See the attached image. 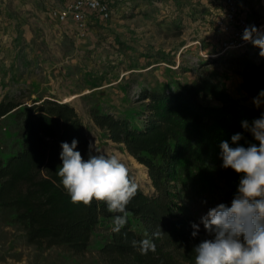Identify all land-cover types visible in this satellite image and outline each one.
I'll return each mask as SVG.
<instances>
[{
  "label": "rangeland",
  "instance_id": "obj_1",
  "mask_svg": "<svg viewBox=\"0 0 264 264\" xmlns=\"http://www.w3.org/2000/svg\"><path fill=\"white\" fill-rule=\"evenodd\" d=\"M71 1L0 0V103L36 106L45 99L68 103L77 112L89 144L123 162L143 194H159L148 166L124 142L114 140L108 128L98 124L96 114H111L127 120L132 128L145 129L152 121L148 92L170 93L200 76L223 83L241 103L257 108L254 98L241 89L242 69L236 60L247 54L259 61V48L223 49L216 26L223 0H107L113 11L110 19L91 15L83 35H78L74 24H62L50 12ZM236 1L252 26L263 21L259 0ZM177 26L181 35L174 34ZM204 101L220 104L213 98ZM25 120L24 116L11 119L8 128L22 137ZM7 129L0 119V151L9 149L2 140ZM133 158L144 165L148 178ZM3 180L0 177V183ZM172 184L178 197L171 218L192 230V223H197L198 233L212 238L200 217L214 206L186 196L180 183ZM9 214L0 205V264H129L104 250L111 241L114 216L105 218L89 244L79 249L67 242L31 241L27 229ZM130 222L139 223L129 216Z\"/></svg>",
  "mask_w": 264,
  "mask_h": 264
},
{
  "label": "trees",
  "instance_id": "obj_2",
  "mask_svg": "<svg viewBox=\"0 0 264 264\" xmlns=\"http://www.w3.org/2000/svg\"><path fill=\"white\" fill-rule=\"evenodd\" d=\"M255 21L254 26H258ZM175 35L182 34L177 26ZM260 52V49H259ZM241 66V89L247 97L255 98L264 90V57L255 61L247 54L236 60ZM152 121L145 129L132 128L127 120L111 114H96L95 119L108 128L110 136L124 142L127 149L148 166L150 176L159 191L147 196L137 190L127 205L130 219L119 233H110L104 250L123 258L129 264H190L193 249L204 239L193 237L192 230L171 218L174 199L172 182L180 183L186 196L210 206L230 205L236 194L241 175L222 167L220 143L241 133L239 145L247 147L255 141L245 131L242 121L249 124L264 113V103L253 108L233 97L223 83L200 76L191 84L178 86L167 93L154 90L147 94ZM220 102L211 105L205 99ZM36 106L12 101L0 103V119L7 129L10 120L26 118L23 136L10 128L3 134L7 151H0V205L7 208L12 219L20 222L31 241L67 242L83 249L96 227L110 213L104 202L93 200L90 206L73 204L58 176L61 143L78 140L77 151L84 160L96 155L89 149L80 118L68 103L45 99ZM36 108V112L34 109ZM22 131V130H21ZM137 227L139 229H137ZM161 231L153 237L156 251L141 255L132 241L145 238V233Z\"/></svg>",
  "mask_w": 264,
  "mask_h": 264
},
{
  "label": "clouds",
  "instance_id": "obj_3",
  "mask_svg": "<svg viewBox=\"0 0 264 264\" xmlns=\"http://www.w3.org/2000/svg\"><path fill=\"white\" fill-rule=\"evenodd\" d=\"M98 7V3L93 5ZM242 40L250 42L260 49L264 57V32L256 26L246 27ZM264 103V90L253 99L259 108ZM242 128L258 142L247 147L239 145L243 139L241 133L220 143L222 167L231 168L241 175L236 194L230 206L220 203L210 208L200 217V224L212 238L202 240L193 249L194 264H264V113L254 119L241 122ZM78 140L61 143L58 176L61 184L73 204L90 206L93 200L104 202L110 213H116L112 219L113 231L119 233L129 222L127 205L136 196L138 186L129 175L127 166L115 156L102 154L95 145L98 154L89 155L84 160L77 151ZM192 236H197L199 224L192 223ZM161 231L140 241H132L141 255L156 251L153 237L159 238Z\"/></svg>",
  "mask_w": 264,
  "mask_h": 264
},
{
  "label": "built area",
  "instance_id": "obj_4",
  "mask_svg": "<svg viewBox=\"0 0 264 264\" xmlns=\"http://www.w3.org/2000/svg\"><path fill=\"white\" fill-rule=\"evenodd\" d=\"M259 1L264 7V0ZM95 3L99 6L94 7ZM223 3L225 7L220 10L216 18V26L223 36V49H249L253 46L252 43L242 40L244 29L252 26L249 18L240 11L236 0H223ZM50 12L62 24H74L78 35L86 33L91 15L108 20L113 13L107 0H73L62 8H52ZM257 28L264 32V19Z\"/></svg>",
  "mask_w": 264,
  "mask_h": 264
},
{
  "label": "bare ground",
  "instance_id": "obj_5",
  "mask_svg": "<svg viewBox=\"0 0 264 264\" xmlns=\"http://www.w3.org/2000/svg\"><path fill=\"white\" fill-rule=\"evenodd\" d=\"M133 160H134L135 164L139 166V168L142 167L144 169V175H145L146 178H148V175H147V172L145 170L144 165L140 164L135 158H133ZM143 182H145V181H143ZM148 183H150V182H148Z\"/></svg>",
  "mask_w": 264,
  "mask_h": 264
}]
</instances>
